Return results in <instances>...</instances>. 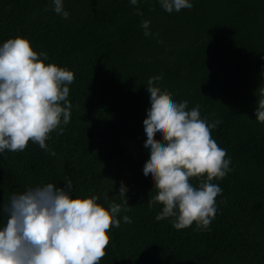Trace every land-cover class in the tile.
Listing matches in <instances>:
<instances>
[{
    "label": "trees",
    "instance_id": "1",
    "mask_svg": "<svg viewBox=\"0 0 264 264\" xmlns=\"http://www.w3.org/2000/svg\"><path fill=\"white\" fill-rule=\"evenodd\" d=\"M192 3L169 14L159 0H139V16L130 0H63L70 13L63 19L53 0H0V45L25 38L47 53L46 65L74 73L70 122L46 141L56 155L31 141L23 152L0 153V202L71 180V198L99 196L107 209L122 203L123 182L130 210L107 233L100 264H264V124L255 116L264 86V0ZM142 20L154 35H144ZM153 76L175 101L200 105L201 118L222 121L211 135L232 171L213 180L222 194L208 230L195 223L177 230L172 218L156 220L161 205L149 206L156 190L143 172L150 158L143 121Z\"/></svg>",
    "mask_w": 264,
    "mask_h": 264
},
{
    "label": "clouds",
    "instance_id": "2",
    "mask_svg": "<svg viewBox=\"0 0 264 264\" xmlns=\"http://www.w3.org/2000/svg\"><path fill=\"white\" fill-rule=\"evenodd\" d=\"M138 3L130 0L134 7ZM159 4L169 14L193 8L192 0H159ZM53 5L57 15L69 18L63 0H53ZM150 23L141 22L146 37L154 35ZM47 60L46 52L37 53L30 41L19 36L0 45V153L23 152L31 141L56 155L46 141L53 131L62 134V125L70 122L68 97L74 73L46 65ZM161 79L153 76L147 81L151 107L143 121L144 147L150 150L143 172L156 190L149 206L161 205L156 220L172 218L177 230L194 223L197 229L208 230L217 213L216 198L222 194L213 180H223L232 171L226 149L211 135L222 121L210 123L201 118L200 105L189 109L187 100L175 101L158 86ZM255 95L256 121L264 124V86ZM192 178L199 179L198 185L191 183ZM64 185L29 187L0 202V216L5 217L0 225V264H100L110 242L107 233L120 227L121 211L130 210L127 188L121 182L122 203L110 202L106 209L97 202L99 196L73 199L72 181ZM123 222L132 220L125 215Z\"/></svg>",
    "mask_w": 264,
    "mask_h": 264
}]
</instances>
